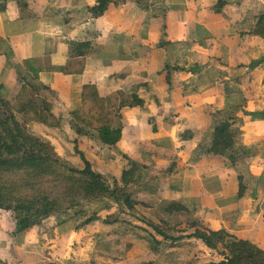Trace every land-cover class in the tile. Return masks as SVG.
Listing matches in <instances>:
<instances>
[{"label": "crops", "instance_id": "0c3cea01", "mask_svg": "<svg viewBox=\"0 0 264 264\" xmlns=\"http://www.w3.org/2000/svg\"><path fill=\"white\" fill-rule=\"evenodd\" d=\"M39 1L8 6L0 2L5 6L0 9L2 21L25 25L15 36L16 55L10 35L0 42V54L9 48L7 53L15 57L6 60V54L1 55L0 77L20 58L18 76L52 91L46 92V99L55 119L79 108L87 82L104 96L120 90L144 99V108L123 111L127 126L110 159L102 158L109 156L107 148L77 138L80 150L93 157L96 172L117 178V172L129 167L123 157L139 159L143 187L138 198L158 209L180 202L188 216L167 217L163 210L137 208L139 213L155 221L149 213L157 212L169 225L183 219L211 231L224 230L264 253V102L257 99L247 108L243 96V106L225 108L231 87L242 94L240 88H253L256 97L264 92V43L252 35L264 14V0H123L98 20L88 17L93 1ZM83 39L92 42L84 75L55 74L52 68L74 55L71 44ZM220 118L235 122L234 166L210 153L214 122ZM249 126L260 129L242 134ZM194 242L191 256L184 251L180 257L148 262L199 264L217 257L201 241ZM37 244L35 233L9 236L0 225V250H12L14 264L22 261L17 258L20 252ZM169 257L173 263L166 261Z\"/></svg>", "mask_w": 264, "mask_h": 264}, {"label": "trees", "instance_id": "16d2710c", "mask_svg": "<svg viewBox=\"0 0 264 264\" xmlns=\"http://www.w3.org/2000/svg\"><path fill=\"white\" fill-rule=\"evenodd\" d=\"M78 1H93L94 5L87 10L88 17L98 20L123 0ZM224 2L218 3L219 9H222ZM0 9L5 10V7ZM252 35L264 43V14L259 17ZM91 44L92 42L87 39L74 41L71 44L74 55L67 57L63 64L52 68V71L62 76L84 75L86 53L91 50ZM18 78V92L14 101L4 96V86L0 82V211L10 212L12 236L18 237L23 234L27 236L29 232H33L39 243L40 224L51 217L63 215L74 207H79V199L92 202L111 200L124 205L131 218L147 227L146 229L144 226H132L140 232L147 233L148 239L154 242L155 246L150 243L144 244L148 251L156 250L160 245L153 235L155 233L166 241H201L210 252L220 256L218 261H203L199 264H264V253L260 249L249 241L229 235L224 230L211 231L195 223H188L185 228L187 232L173 238L161 230L162 226L168 227L166 221L161 220V223L156 225L150 218L143 217L136 208H148L149 205L136 198L134 192L135 188L137 194L141 190L139 184L141 185L143 177L142 163L139 159L135 161L123 157L122 162L129 161V167L122 170L119 177L114 178L112 185L105 180V175L96 172L93 157L80 150L77 138L86 137L88 142L92 141L111 152L121 141L127 126L123 111L144 108V99L134 93L120 90L104 96L96 84L85 83L79 98V108L66 115L69 129L76 133L72 140H65L70 145V153L76 162V165H73L61 160L54 153L51 143L43 141L40 134L30 131L27 126V123H30L45 127L47 130L56 128L60 130L64 119H55L53 107L44 96H41L42 93L52 91L46 86L32 83L25 77ZM14 104L18 109H15ZM17 115L20 121L17 120ZM234 125L232 118L217 119L214 122L210 144V153L213 156L220 160L226 159L233 166L236 164L233 146L237 135ZM180 138L183 139L184 134H181ZM102 158L106 160L107 155L103 154ZM46 178L63 183L65 191L62 196L53 198L47 193H37L39 182ZM25 192L33 195L23 197ZM163 211L167 217L188 216V210L180 202L166 204ZM93 219L88 218L82 225L91 224ZM122 221L118 217L108 215L103 223L116 225ZM50 255L56 254H46L45 259L43 258L44 263ZM48 264H60V261Z\"/></svg>", "mask_w": 264, "mask_h": 264}, {"label": "rangeland", "instance_id": "374dc122", "mask_svg": "<svg viewBox=\"0 0 264 264\" xmlns=\"http://www.w3.org/2000/svg\"><path fill=\"white\" fill-rule=\"evenodd\" d=\"M33 1L34 4H39L40 2L39 0H1L0 2L2 5L8 6V4H32ZM1 7L5 6H0V8ZM13 16L14 15L12 14L7 15V17L9 18H12ZM24 28L25 25L17 23L15 21H13L11 25H7L6 22L2 21L0 16V42L1 40H4L5 36L10 35V41L14 47L13 53L15 55L19 52L15 48V36H19ZM56 39L57 38H55V40ZM8 50L9 48L3 50L4 53L2 52V54H6V56H4L6 60H14L15 57L12 56L11 53H7ZM2 54H0V57ZM17 59L20 58L16 57L14 66L7 67V71L4 72L3 76L0 78V82H2L5 90L4 96L13 101L16 98V94L18 92V77H20L18 76L19 70ZM30 67H32V64L30 65ZM4 75L7 78V81L4 80ZM32 83L37 84V81H32ZM233 90L234 88L232 87L227 89V92L230 93V96L227 98L228 101L225 105V108L227 107L228 110H236L239 107L243 106L241 105L242 103L239 100L240 97L243 98V96L247 98V101L244 104L247 108L253 107V101L257 99L264 102V92L263 94H260L259 97H256L257 92L253 90V88H240L239 90H241L245 94ZM41 96H44L46 98L47 94L42 93ZM15 109H18L17 105L15 106ZM56 114L58 115L59 112H57ZM66 115L67 114L61 116V119H64V121L61 122L62 124L59 128L60 130H58L57 128L56 130H47L45 127L30 123H27V126L30 131L38 135L40 134V136L43 138V141H49L53 146L54 153L57 156H63V159L59 157L61 160H64L69 164L70 162H72L73 165H76L74 157L70 153L71 148L65 144V140H72L73 134L76 135L75 131H71V129H69V120H67ZM16 118L18 121H20L19 115H17ZM259 129V127L249 126L246 129H243L242 134L247 135L251 130L258 132L257 130ZM54 139L57 142H55ZM251 139L253 141H262L260 136H252ZM108 155L109 156H107L106 159H110L108 157L112 156L113 152H108ZM69 156H71V158H69ZM95 156L99 157L100 154H95ZM111 159L115 161V154ZM99 173L102 174V172ZM111 175L113 174L110 173L104 176L109 185H112L114 181V178H110ZM116 175H118L119 177V172H117ZM139 186L143 187L140 184ZM243 189L244 188L241 185L240 192H238V197H240ZM64 191L65 188L63 186V183L51 178H46L39 182L37 193L43 192L51 195L53 198H58L62 196ZM134 192L136 198H138L139 194H137L136 188L134 189ZM32 195H30L29 192H25L22 196L31 197ZM143 201L146 202L149 207L140 208L141 211L143 209L149 211L163 210V208L158 209L152 207L150 201ZM149 214L154 217L155 221H153V223H155L156 225H159L161 223L160 221L163 220L159 218V213L157 212H151ZM108 215H113L123 221L120 224L116 225H105L103 223V220ZM10 216V212L8 213L6 211H0V225H2L3 229L8 232L9 236L12 230V220H10ZM90 217L94 218L93 222L89 225H82L83 222ZM143 217L146 216L143 215ZM187 224V222H183V219H181L180 222L174 221L171 225L167 223L168 227L162 226L161 230L164 231L168 235V237L176 238L177 236L183 235L185 232H187L185 231ZM40 225L39 245H33L31 250L27 251L29 253L20 252L17 258H22V261L17 264H39L42 261L41 258L46 254L56 255H50L44 264L53 263L57 260L61 261L60 264H135L139 261L140 263H144L155 259H165L167 255L180 257L184 251H186V256L187 254L191 256L192 250L189 249H191V247L193 246L195 247L194 241H197H166L159 237V235L149 230V232L153 233L155 239L160 243V245L156 248V250L148 251L146 250L144 244L150 243L153 246L154 242L148 239L149 237H147V233L140 232L132 228V226H144L146 229L147 227L136 219L131 218L124 205H122L121 203H115L111 200H99L97 202H92L81 198L79 199V207H74V209L67 211L63 215L51 217ZM131 256L134 259L139 258V261H133L132 259L128 260ZM199 257L202 258L203 256ZM14 258L15 256L12 250H0V264H14L16 263L13 261ZM218 259H220V256L215 257L213 261H217ZM166 261L171 263L174 262L172 260V257H169Z\"/></svg>", "mask_w": 264, "mask_h": 264}]
</instances>
